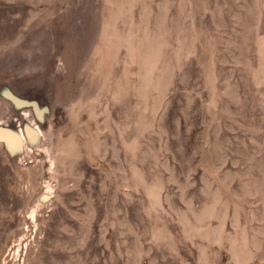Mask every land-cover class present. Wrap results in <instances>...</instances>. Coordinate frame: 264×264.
Masks as SVG:
<instances>
[{
    "label": "rangeland",
    "instance_id": "obj_1",
    "mask_svg": "<svg viewBox=\"0 0 264 264\" xmlns=\"http://www.w3.org/2000/svg\"><path fill=\"white\" fill-rule=\"evenodd\" d=\"M0 264H264V0H0Z\"/></svg>",
    "mask_w": 264,
    "mask_h": 264
}]
</instances>
